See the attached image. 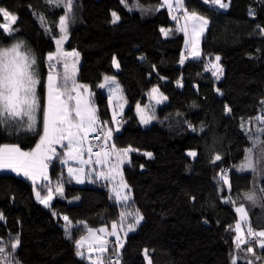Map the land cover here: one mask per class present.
I'll return each instance as SVG.
<instances>
[{
	"label": "trees",
	"instance_id": "1",
	"mask_svg": "<svg viewBox=\"0 0 264 264\" xmlns=\"http://www.w3.org/2000/svg\"><path fill=\"white\" fill-rule=\"evenodd\" d=\"M184 2L189 10L206 15L210 25L203 38L202 56L189 57L183 65L179 61L185 37L175 31L176 22L167 8L159 7L162 0H140L143 13L129 12L121 0H77L76 19L69 29L68 47L85 59L79 79L91 84L100 119L113 129L117 127L111 119L108 94L98 87L104 76L116 75L127 98V109L121 115L124 122L119 123L112 139L119 149H134L124 171L133 194L130 203L144 219L122 238L121 264H147L144 249H148L152 264H231L235 256L240 257L237 264H246L245 253L238 252L234 242L239 218L235 207L240 203H245L252 227L264 229V206L243 200V193L252 186V173L233 167L251 146L240 128L241 118L246 121L258 115L264 100V35L257 28L264 27V0H229L226 9L201 0ZM0 7L18 16L13 25L19 29L16 37L37 59L41 79L37 93L43 106L46 58L56 48L52 36L59 35L58 19L64 10L53 9L46 0H0ZM113 11L120 16L116 24L111 23ZM40 15L51 32L45 31ZM161 28L173 31L166 37ZM0 43H11L2 29ZM215 55L221 57L223 67L219 78L206 70L209 58ZM154 86L168 100L156 108V119L143 126L136 105L147 103ZM226 105L232 109L230 113L225 111ZM37 132L42 134V113H38ZM38 141L37 133L14 134L0 127V144L18 143L30 150ZM192 149L197 151L195 158L187 154ZM216 153L222 159L213 163ZM50 165L51 181L62 176L65 183L63 194L55 193L48 207L36 199L28 178L0 172V213L5 217L0 221V239L19 235L16 257L20 264H90L75 254L74 239L86 232L79 222L91 228L111 224L118 221L121 207L110 198L113 194L107 182L79 184L68 177L59 159ZM222 169H231L230 192L226 185L220 191L217 183ZM259 183L264 185V181ZM73 197L78 201L71 202ZM228 197L236 204L224 203ZM65 215L72 222L73 240L65 236ZM114 242L112 238L109 254ZM254 247L260 259L250 257L253 264H264V250Z\"/></svg>",
	"mask_w": 264,
	"mask_h": 264
},
{
	"label": "snow or ice",
	"instance_id": "2",
	"mask_svg": "<svg viewBox=\"0 0 264 264\" xmlns=\"http://www.w3.org/2000/svg\"><path fill=\"white\" fill-rule=\"evenodd\" d=\"M205 5L213 8L226 9L229 4L225 0H201ZM53 9H63V14L59 16V35H53L56 51L47 54L48 74L45 85V102L42 106L37 89L41 84L39 72L37 70V59L28 49L25 42L16 37L18 28H14L18 16L8 9L0 7V17L4 23H0L3 34L11 39L7 46L0 43V127L5 131L11 130L14 134L20 132H33L39 134V141L34 148L25 150L18 143L0 144V170H11L18 175L22 174L28 178L35 191L36 199L46 207L50 206V201L54 199V193L63 194L64 179L59 177L55 183L49 176V165L53 159H60L62 164L76 162L78 167L67 168L69 178L75 179L77 183H84L85 179L90 182L105 181L111 185L110 192L112 199L120 205L118 221H113L111 230L102 227L98 230L88 227L86 222H79L86 230L87 235L74 239L75 254L90 261V264H121L124 240L129 232L135 231L140 222L144 219L138 208L131 205L133 197L131 189L123 175V165L131 163L129 153L134 151L131 146L123 149L117 148L113 141V132L119 131V121L117 111L112 112V121L117 127L113 129L108 126V121H102L99 117L98 107L95 105L90 86L80 84L77 79V67L79 53L66 52L63 49L64 42L69 37V29L76 19L77 0H46ZM123 6L129 11L139 10L144 12L140 0L129 4L128 0H121ZM159 7H165L173 21L176 22L175 31L184 34L185 52L181 53L180 64L183 65L189 57L199 59L202 56L200 41L204 34L209 20L197 11L189 10L184 0H162ZM157 8V11L159 10ZM250 15H255L250 10ZM111 23L116 24L120 16L113 11L111 13ZM42 25H45V17L39 16ZM260 34L264 35V27L257 25ZM45 31L51 32V27L45 25ZM160 31L167 37L172 29L161 28ZM143 59V57H141ZM221 57L215 56L214 61L209 58L206 70H211L212 74L219 78L223 74V67L219 63ZM114 63L119 68L118 61L114 58ZM62 66L63 71H57ZM180 84V81H177ZM99 88L107 89L108 103L119 104V111L122 113L126 104L123 90L116 78L104 76L103 83ZM220 95V89H216ZM150 104L143 108L137 104L136 111L140 117V122L144 125L150 124L155 116V105H159L167 97L160 93L158 87H153L149 92ZM155 101V105L151 101ZM260 112L258 115L244 120L241 118L240 128L250 142L251 146L244 150V158L239 164L233 165L238 172L252 173V186L243 193V200L253 206H264V100L260 101ZM225 111L230 113L232 109L225 106ZM38 113H42V134L37 132ZM193 131L197 129L189 123ZM201 132L204 131L201 125ZM95 133L94 136L92 134ZM90 136L92 139H90ZM92 140L97 143L94 145ZM57 146L64 151L57 153ZM95 148V151H94ZM138 151V150H136ZM190 157L195 158L197 153L189 151ZM151 157V153H145ZM222 157L216 153L212 162L221 160ZM99 165V169H97ZM231 169H222L217 183L220 191L227 186L228 191L232 190V183L228 172ZM93 177L95 179H93ZM106 184V186H107ZM40 189V190H37ZM42 192L44 193L42 195ZM76 199H79L76 197ZM195 200V197H192ZM226 204H236L231 197L224 200ZM235 212L239 215V221L235 224L234 242L238 252L245 253L246 264H253L250 257H256V247L264 250V229L256 230L251 225V220L245 203H240L235 207ZM53 215L57 213L53 212ZM64 230L67 239L73 240L72 222L68 216H63ZM0 221H5L3 213H0ZM243 225H247L245 228ZM231 227V226H230ZM98 233H103L101 236ZM108 236L115 237L114 244L111 245ZM21 244L20 237L9 235L8 240L0 239V264H20L16 257V252ZM87 247V255L84 251ZM246 246V247H243ZM95 253V258H93ZM143 255L147 264H152L148 249L143 250ZM115 257V259H113ZM240 257L235 256L231 264H237Z\"/></svg>",
	"mask_w": 264,
	"mask_h": 264
},
{
	"label": "rangeland",
	"instance_id": "3",
	"mask_svg": "<svg viewBox=\"0 0 264 264\" xmlns=\"http://www.w3.org/2000/svg\"><path fill=\"white\" fill-rule=\"evenodd\" d=\"M225 2L226 3H228L229 4V0H225ZM201 14V13H200ZM201 15H203V14H201ZM206 18H208L206 15H204ZM208 20H209V24H208V26H207V28H206V30H205V32H204V34L201 36V41H200V46H201V51H202V43H203V38H204V35H205V33H206V31L208 30V27H209V25H210V19L208 18ZM5 21H3V22H0V23H4ZM58 36V35H57ZM69 38H70V33H69V37H68V39L64 42V44H63V49H64V51H66V52H72V51H75V52H78L77 50H75V49H73V48H69L68 47V41H69ZM56 51V48H55V50L53 51V52H55ZM183 52H185V48H184V50H183ZM79 53V52H78ZM215 56H217V55H215ZM215 56L213 57V58H211L213 61H214V58H215ZM219 56V55H218ZM77 60H78V63L76 64V67H77V75H76V79H77V81L80 83V84H83V85H88V86H90V88H91V91H92V87H91V84H88V83H85V82H82L80 79H79V74L82 72V66H83V64H84V61H85V59H84V57L79 53V56H78V58H76ZM115 60L116 61H118V63H119V68H117L116 67V65H115V63H114V65H115V69L118 71V70H120V62H119V59L116 57L115 58ZM220 64H221V59H220V62H219ZM222 65V64H221ZM57 71H63V69H62V66H60V67H58L57 69H56ZM223 75V74H222ZM222 75L220 76V77H222ZM115 77L116 78V80L119 82V80H118V78H117V76L116 75H109V77ZM102 83H103V81H102ZM119 84H120V82H119ZM120 86H121V84H120ZM154 87H158V86H154ZM121 88H122V86H121ZM159 88V87H158ZM107 94H108V91H107V89H103ZM122 90H123V88H122ZM151 91V89L149 90V92ZM159 91H160V93H163L162 91H161V89L159 88ZM149 92H148V100H147V103H145V104H139L142 108L145 106V105H149L150 104V98H149ZM123 95H124V97L126 98V96H125V93H124V90H123ZM163 95L164 96H166L164 93H163ZM167 97V96H166ZM93 100H94V98H93ZM167 100H168V97H167ZM167 100H164L162 103H160L159 105H162V104H164ZM126 101H127V98H126ZM94 103H95V101H94ZM151 104L152 105H155V101L153 100V101H151ZM95 105H96V103H95ZM159 105H155V109H154V111L156 110V108L159 106ZM127 106H128V104H127V102H126V104L124 105V107H123V111H122V113H120V111H119V104L118 103H113L112 105H110V110H111V115H112V112H113V109L115 108L116 109V111H117V117L118 116H120V115H124L125 114V111H126V109H127ZM138 114V113H137ZM139 116V115H138ZM140 118V117H139ZM155 120V119H154ZM153 120V121H154ZM152 121V122H153ZM151 122V123H152ZM150 123V124H151ZM142 124V123H141ZM150 124H147V125H144V124H142L143 126H148V125H150ZM118 148V147H117ZM26 150V149H25ZM64 150L63 149H61L59 146H57V153L58 154H60V153H62ZM189 151H195L196 153H197V151L196 150H194V149H192V150H189ZM188 151V152H189ZM129 156H130V154H129ZM53 160H55V159H53ZM59 161H60V159H59ZM62 164V163H61ZM126 164V163H125ZM125 164L123 165V175H124V179L126 180V177H125V171H124V166H125ZM62 165H64V166H66V172H67V168L69 167V166H71V167H78V164H76V162H74V161H70L69 162V164H62ZM97 167V169H99V165H97L96 166ZM50 169H51V165H49V176H50V178H51V173H50ZM4 171H8V172H13V171H11V170H7V169H2V170H0V172H4ZM20 175H22V174H20ZM23 176V175H22ZM93 179H95L94 177H93ZM75 180V179H74ZM97 181V180H96ZM99 181V180H98ZM75 182H76V180H75ZM126 182L128 183V181L126 180ZM92 183H96V182H90L88 179H85V182L84 183H82V184H92ZM79 184H81V183H79ZM128 185H129V183H128ZM130 186V185H129ZM131 189V188H130ZM37 190H40V189H37ZM43 195V194H42ZM131 195H132V197H133V194H132V191H131ZM71 202H76V201H78V199H76V197H73V198H71V200H70ZM238 206V205H237ZM246 207V206H245ZM248 210V209H247ZM248 213H249V211H248ZM249 217H250V214H249ZM239 221V218H238V220L236 221V223ZM142 222V221H141ZM140 222V223H141ZM235 223V224H236ZM112 224V223H111ZM244 227L246 226V225H243ZM105 227H108V226H105ZM112 238H114L115 239V237H112ZM123 238V237H122ZM87 255V254H86ZM93 258H95V253H93Z\"/></svg>",
	"mask_w": 264,
	"mask_h": 264
},
{
	"label": "crops",
	"instance_id": "4",
	"mask_svg": "<svg viewBox=\"0 0 264 264\" xmlns=\"http://www.w3.org/2000/svg\"><path fill=\"white\" fill-rule=\"evenodd\" d=\"M120 116H121V115H120ZM120 116H118V117H120ZM118 117H117V118H118ZM129 154H130V153H129ZM97 181H98V180H97ZM109 187L111 188V185H110V184H109ZM54 196H55V193H54ZM51 202H52V201H50V204H51ZM105 226H108L107 228H108L109 231L111 230V224L102 225V226H100V227H98V228H92V229L98 230V229H100V228H102V227H105ZM246 227H247V226H246ZM98 234L101 235V236L104 235L103 233H98ZM83 235L86 236V235H87V232H85ZM112 237H113V236H108V237H107L109 243H110ZM84 251H85V253L87 254V247H86V246H85Z\"/></svg>",
	"mask_w": 264,
	"mask_h": 264
},
{
	"label": "built area",
	"instance_id": "5",
	"mask_svg": "<svg viewBox=\"0 0 264 264\" xmlns=\"http://www.w3.org/2000/svg\"><path fill=\"white\" fill-rule=\"evenodd\" d=\"M117 120L119 121L120 124H122L124 122V119L120 116L117 118ZM95 133L92 134V136H94ZM90 139H92V137L90 136ZM93 144L95 145L97 142L95 140H92ZM95 151V148H94ZM113 259H115V257H113Z\"/></svg>",
	"mask_w": 264,
	"mask_h": 264
}]
</instances>
